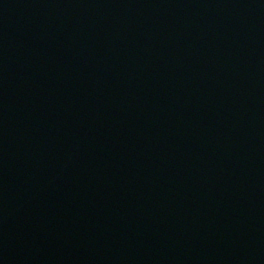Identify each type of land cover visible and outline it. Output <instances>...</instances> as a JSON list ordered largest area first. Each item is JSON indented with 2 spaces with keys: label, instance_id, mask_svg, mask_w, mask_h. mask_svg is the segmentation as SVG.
Segmentation results:
<instances>
[{
  "label": "water",
  "instance_id": "water-1",
  "mask_svg": "<svg viewBox=\"0 0 264 264\" xmlns=\"http://www.w3.org/2000/svg\"><path fill=\"white\" fill-rule=\"evenodd\" d=\"M0 264H264V0H0Z\"/></svg>",
  "mask_w": 264,
  "mask_h": 264
}]
</instances>
